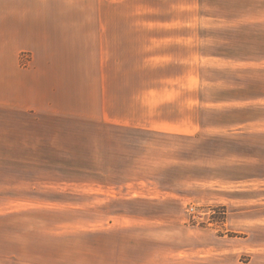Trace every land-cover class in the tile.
Masks as SVG:
<instances>
[{
  "label": "rangeland",
  "instance_id": "374dc122",
  "mask_svg": "<svg viewBox=\"0 0 264 264\" xmlns=\"http://www.w3.org/2000/svg\"><path fill=\"white\" fill-rule=\"evenodd\" d=\"M3 27L25 28L8 38L35 45L40 68L33 87H0V264L142 262L99 242L114 236L175 252L198 238L264 264V0H38L0 5V49ZM98 27L180 28L198 131L104 121Z\"/></svg>",
  "mask_w": 264,
  "mask_h": 264
},
{
  "label": "crops",
  "instance_id": "0c3cea01",
  "mask_svg": "<svg viewBox=\"0 0 264 264\" xmlns=\"http://www.w3.org/2000/svg\"><path fill=\"white\" fill-rule=\"evenodd\" d=\"M35 1L38 0H0V5H22ZM162 4L164 2L159 5ZM25 32L24 27L1 28V45L4 46V49H0L2 91L13 81L19 88L21 76L34 86V78L40 68L35 45L32 47L19 42L18 38H8L11 35L20 37ZM10 41L16 44L10 46ZM95 42V67L104 121L175 134L196 132L201 128L198 120L202 109L198 94L202 81L200 65L195 67V61L190 63L194 55L188 60L183 59L184 53H180V28L98 27ZM20 50L31 52L27 54L31 56V61L29 60L30 66L26 70L17 69L21 60ZM197 52L200 53L199 47ZM200 56L198 55L197 60L199 63ZM106 69L111 70L108 72ZM5 101L8 107V102ZM165 238L114 236L99 237V242L134 244V250L139 251L142 262L133 264H240L234 262L233 252L213 251V242L201 245L198 238L185 244L188 247L180 246V250L176 252L159 250L158 246L151 247ZM118 245L115 248L125 253L124 246Z\"/></svg>",
  "mask_w": 264,
  "mask_h": 264
},
{
  "label": "built area",
  "instance_id": "2783aa9c",
  "mask_svg": "<svg viewBox=\"0 0 264 264\" xmlns=\"http://www.w3.org/2000/svg\"><path fill=\"white\" fill-rule=\"evenodd\" d=\"M190 210H193V207H190Z\"/></svg>",
  "mask_w": 264,
  "mask_h": 264
}]
</instances>
